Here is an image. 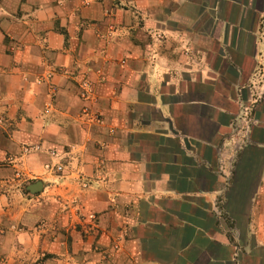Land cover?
Masks as SVG:
<instances>
[{"label": "crops", "instance_id": "obj_1", "mask_svg": "<svg viewBox=\"0 0 264 264\" xmlns=\"http://www.w3.org/2000/svg\"><path fill=\"white\" fill-rule=\"evenodd\" d=\"M0 264H264V0H0Z\"/></svg>", "mask_w": 264, "mask_h": 264}, {"label": "built area", "instance_id": "obj_2", "mask_svg": "<svg viewBox=\"0 0 264 264\" xmlns=\"http://www.w3.org/2000/svg\"><path fill=\"white\" fill-rule=\"evenodd\" d=\"M80 98L83 100H89L92 97V90L90 87L89 82L87 81H83L80 84ZM41 151V146L40 145H32V146H28L24 149L25 153H30V152H40ZM49 156L51 158H58V154L54 151H49L48 152ZM48 170L53 169L56 172H61L63 170V165L61 163H59L58 161H56L55 163H53L52 165H48L46 166ZM79 185L83 188L87 187V181L86 180H81V178H79ZM90 220L92 223H95L96 220V216L94 214H91L89 216Z\"/></svg>", "mask_w": 264, "mask_h": 264}, {"label": "rangeland", "instance_id": "obj_3", "mask_svg": "<svg viewBox=\"0 0 264 264\" xmlns=\"http://www.w3.org/2000/svg\"><path fill=\"white\" fill-rule=\"evenodd\" d=\"M121 241H122L121 236L115 239L114 245L112 246V249H111L113 252H109L107 255H105L106 259H109L113 253H116L119 250Z\"/></svg>", "mask_w": 264, "mask_h": 264}, {"label": "water", "instance_id": "obj_4", "mask_svg": "<svg viewBox=\"0 0 264 264\" xmlns=\"http://www.w3.org/2000/svg\"><path fill=\"white\" fill-rule=\"evenodd\" d=\"M41 189H42V184H41V182H35V183H33L32 185H30L29 187H28V192H30L31 194H35V193H37V192H40L41 191Z\"/></svg>", "mask_w": 264, "mask_h": 264}]
</instances>
